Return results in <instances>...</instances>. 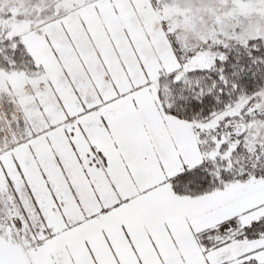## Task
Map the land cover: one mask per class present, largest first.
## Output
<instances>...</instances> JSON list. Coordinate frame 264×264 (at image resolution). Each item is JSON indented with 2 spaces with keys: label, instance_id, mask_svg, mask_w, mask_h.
Listing matches in <instances>:
<instances>
[{
  "label": "snow or ice",
  "instance_id": "obj_1",
  "mask_svg": "<svg viewBox=\"0 0 264 264\" xmlns=\"http://www.w3.org/2000/svg\"><path fill=\"white\" fill-rule=\"evenodd\" d=\"M0 264H264V0H0Z\"/></svg>",
  "mask_w": 264,
  "mask_h": 264
}]
</instances>
